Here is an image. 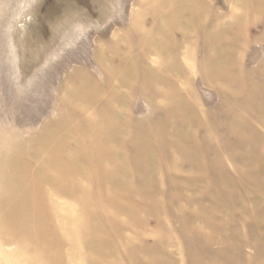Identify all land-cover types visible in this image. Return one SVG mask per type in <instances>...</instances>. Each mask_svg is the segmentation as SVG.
I'll use <instances>...</instances> for the list:
<instances>
[{
	"label": "rangeland",
	"instance_id": "374dc122",
	"mask_svg": "<svg viewBox=\"0 0 264 264\" xmlns=\"http://www.w3.org/2000/svg\"><path fill=\"white\" fill-rule=\"evenodd\" d=\"M139 1L0 0V141L38 179L91 145L114 172L59 198L65 264H264V0Z\"/></svg>",
	"mask_w": 264,
	"mask_h": 264
},
{
	"label": "bare ground",
	"instance_id": "6f19581e",
	"mask_svg": "<svg viewBox=\"0 0 264 264\" xmlns=\"http://www.w3.org/2000/svg\"><path fill=\"white\" fill-rule=\"evenodd\" d=\"M196 1H204L203 5H205V0ZM139 2V6H141V0ZM173 3L174 7L176 8V0H173ZM168 7V5H165V9ZM136 11L132 13L133 16H131L130 19L131 22L141 21V14L139 11ZM193 13H197V11L195 10ZM148 15L153 17L152 11H146L143 16L145 17ZM164 17L166 18V15ZM230 19L233 20V18ZM167 22L171 25L173 24L174 26H172L176 31V17L174 19L167 20ZM142 23L140 26L143 25ZM140 26H138L137 23L132 24L131 29L133 31L131 33L136 36H140V34L149 36L153 31L157 30V26L153 22L149 29ZM172 28L170 27V29ZM161 31L160 33H162ZM151 47L153 48V46H142V55L140 56V61L143 67L147 64L148 53H151L154 50ZM174 48H176V46ZM174 52L176 53V49H174ZM120 60L122 62V59ZM111 61L114 62V59L112 58ZM121 85H123V83ZM130 92H128L129 95ZM79 114L80 112L76 111L74 116L79 117ZM102 132L103 131L99 129L94 133L95 141L98 143L99 147H104L106 140V138L102 139ZM98 138L100 141H98ZM109 138L111 139V137ZM76 140L77 139L75 137V141ZM5 146H8L7 151L4 150ZM109 147H111V145ZM97 151L98 147L96 145H91L88 148H82L78 150L75 155L78 156V159L81 161V163L78 162L75 171L68 172L65 176H63L62 180L56 182L50 178H46V176H42L40 179H38L36 176V170L34 168V171L31 173H26L27 170H24V174L21 172L22 170L17 171L15 168L20 165L21 161H25L23 158L24 151L17 152L9 147L8 142L0 141V177H7V179L10 180L12 184V186L0 184V224L3 226V228L0 229V264H22L24 261L29 263L31 259H33L32 257H37V260L39 258L42 262L65 264V262H68L73 258L75 253L80 251L78 248L80 242V234L78 231L80 226L78 223L73 221V219H70V217L66 215L67 213L64 211V209H62V211L60 210V204L58 203V200H60L59 198H77L79 195L84 194V191H86L85 183L93 185L113 178L112 174L110 173L114 172H109V174L106 172L105 169L107 168L105 160L102 158V154ZM4 160L7 162L5 167H3ZM60 167L62 166L60 165ZM65 167H63L64 170L66 169ZM59 171L62 172L61 170ZM98 172H101L100 174H102L100 177L96 176ZM78 180H82V182L78 183ZM41 181L50 187H54L56 193L48 192L47 189L48 197L47 199H42L41 197L46 195V188L40 183ZM6 195L9 196V201H3L2 198ZM72 230L75 232V235L73 234ZM74 239L78 242L77 246V243ZM15 244H18V250L22 251V253H25L24 256H20L18 251L13 250L12 247ZM23 244H26L25 248L22 247ZM66 245L72 247V254L70 253L71 251H67L65 249ZM35 247L40 248L41 251L34 253L35 251L33 248ZM31 250L34 251V256H31L30 254L28 255L27 252ZM35 259L36 258H34V260Z\"/></svg>",
	"mask_w": 264,
	"mask_h": 264
}]
</instances>
